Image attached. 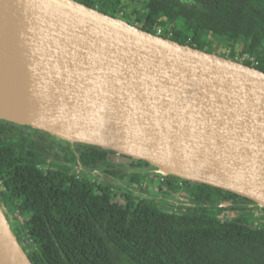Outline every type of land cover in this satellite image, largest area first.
<instances>
[{
	"label": "trees",
	"instance_id": "16d2710c",
	"mask_svg": "<svg viewBox=\"0 0 264 264\" xmlns=\"http://www.w3.org/2000/svg\"><path fill=\"white\" fill-rule=\"evenodd\" d=\"M77 1L196 49L235 60L249 53L259 64L242 62L264 71V0H142L135 19L123 12L127 0ZM76 145L82 152L45 131L0 119V203L18 212L8 220L33 264H264V220L219 213L264 208L244 199L224 204L222 194L231 192L174 175H158L160 199L144 182H124L129 170L102 164L114 151ZM142 165L149 162L137 161ZM94 171L104 174L102 182L89 176ZM184 189L193 196L176 201Z\"/></svg>",
	"mask_w": 264,
	"mask_h": 264
},
{
	"label": "water",
	"instance_id": "95a60500",
	"mask_svg": "<svg viewBox=\"0 0 264 264\" xmlns=\"http://www.w3.org/2000/svg\"><path fill=\"white\" fill-rule=\"evenodd\" d=\"M11 77L45 95L54 90L79 95L87 109H100L101 122L124 117L137 130L167 131L179 148L219 160L213 164L228 185L166 171L145 155L72 139L28 121L0 119L145 160L160 175L220 188L264 208V71L77 0H0V102H9ZM90 124L97 128L96 121ZM0 216L18 253L33 264L1 204Z\"/></svg>",
	"mask_w": 264,
	"mask_h": 264
},
{
	"label": "bare ground",
	"instance_id": "6f19581e",
	"mask_svg": "<svg viewBox=\"0 0 264 264\" xmlns=\"http://www.w3.org/2000/svg\"><path fill=\"white\" fill-rule=\"evenodd\" d=\"M10 80L12 82L5 90L9 102L5 99L0 102V116L28 121L72 139L98 142L119 151L145 155L166 171L228 185L226 177L214 165L219 160L212 162L206 156H199L200 159L196 153H190L189 148H179L175 137L167 131L158 134L154 129L137 130L128 127L124 117L101 122L100 109H87L79 95L76 98L64 97L57 90L45 95L29 88L23 79L11 77ZM93 121L102 127L98 128L97 124L95 128L90 124ZM133 134L137 135L133 137ZM226 176L229 177L228 174ZM232 187L240 188L236 185ZM3 224L0 216V264H26Z\"/></svg>",
	"mask_w": 264,
	"mask_h": 264
},
{
	"label": "rangeland",
	"instance_id": "374dc122",
	"mask_svg": "<svg viewBox=\"0 0 264 264\" xmlns=\"http://www.w3.org/2000/svg\"><path fill=\"white\" fill-rule=\"evenodd\" d=\"M123 6L125 8V10L123 12L126 15H128L129 18L135 19L136 11L139 10L140 8L144 7V2L142 0H127L126 3H123ZM154 19H155V17L152 16V15L147 16V19L145 21V24L147 26H151V24L154 21ZM211 49L212 48H207V50H211ZM217 52H219V53L222 54L223 47L219 45ZM244 54H246V53H244ZM244 54L242 56H244ZM238 61H241L242 62L243 60H241L239 58ZM104 158H105L104 160L107 162L106 164H110V165H112L114 167L120 166V167H122L123 170H126V171L131 169V167H129L131 160L128 159V158L123 157L119 153H117L116 155H108V156L106 155V157H104ZM133 160H136V159H133ZM71 168H72V171H75L77 173H80L78 168H76L74 166H72ZM151 168L152 169H155L153 166H151ZM80 169H82L83 171H85L82 166H80ZM81 173H83V172H81ZM88 175H89V173H88ZM103 175L104 174H101L100 176L103 177ZM89 176L95 177L97 175H96V173L92 172V174H90ZM123 179H124L123 180L124 182L133 180L132 173L131 172H128ZM145 180H146V182H145ZM148 180H149L148 178L146 179V177H142V178H139V180H137L135 182L134 181H131L130 183H134L135 186H136V185H140L141 184L140 181H141L142 183L144 182L145 184H148V185H150V187H152V185L148 182ZM141 186H142V184H141ZM192 188L194 189V188H198V187L193 186ZM151 192L153 193V188H152ZM155 196H157V195H155ZM191 196H193V191H190L188 189L187 190L184 189L181 192H179L177 194H174V198H177L176 201H178V202H184V201L190 200L191 199ZM160 197H158V198H160ZM158 198H156V199H158ZM162 198H160V199H162ZM118 199L119 200H122L123 198L122 197H118ZM168 199L171 200V198H168ZM170 203L176 205V203H173V202H170ZM2 206L5 208V211H4V213L6 212L5 215H8L7 218H9L12 221H14V220L17 219L18 213H16V211L13 210V208L11 207V205L9 203H6V204L4 203V204H2ZM219 213H220V215L223 218H235V217L239 216V215H237L238 212L235 213V212H231L230 210H224L222 212L220 211ZM238 214H243V216L242 215L239 216L240 218L244 217V215L249 216L250 219H251V221H253V222L257 223V224L262 223V220H264V211L263 212L262 211H254V212H248L246 214L244 212V213H238ZM13 225H14V227H16V224L14 222H13ZM16 232L18 233L17 228H16ZM20 238L22 239L23 243L26 246L27 245H30L29 240L26 237H23L22 234H20Z\"/></svg>",
	"mask_w": 264,
	"mask_h": 264
},
{
	"label": "flooded vegetation",
	"instance_id": "af4514ba",
	"mask_svg": "<svg viewBox=\"0 0 264 264\" xmlns=\"http://www.w3.org/2000/svg\"><path fill=\"white\" fill-rule=\"evenodd\" d=\"M55 138H57V139H60V140H62V141H64V142H68V141H65V140H63V139H61V138H58V137H56V136H54ZM69 144H70V146H71V148H72V150H74V151H78V152H82V148L80 147H78L76 144H79V143H71V142H68ZM59 153H60V156L61 157H63V155H64V153H62L60 150H58V148L56 149ZM106 155L108 156V155H116V153L114 152V153H106L105 154V156L104 157H106ZM87 157H89V154L87 155ZM124 157V156H123ZM125 158H128V159H130L131 161H130V165H131V163L132 164H134L135 166H131V169L129 170L131 173H132V175H133V180H135V181H137V180H139V178H142V177H146V179L148 178L149 180H148V182L152 185V187H150V185H148V184H143V187L145 186L146 188H147V190H152V188H153V195L155 196V195H157L156 197H160L161 195H160V193L156 190L157 188H158V175H160V174H158L157 172H156V170L155 169H152L151 168V165L149 164V166H146V165H142V166H137V161H139V160H133V158H131V157H125ZM105 158H103L101 161H102V164H104V165H110V164H106L107 162L104 160ZM134 161V162H133ZM61 163H64L65 164V162H63V161H61ZM66 164L68 165V166H70V167H72V166H75L74 164H72V163H69V162H67L66 161ZM65 164V165H66ZM49 165V164H48ZM110 166H112V165H110ZM140 170H141V173L140 174H138L137 176L135 175L134 176V174L133 173H135V172H140ZM100 175V174H99ZM99 175H97V176H95V177H92V179H94V180H98V181H103L104 180V175H103V177L102 176H99ZM97 177V178H96ZM150 177V178H149ZM162 180V179H161ZM157 187V188H156ZM155 188V189H154ZM229 192V191H228ZM231 194L232 195H230V194H228V193H223L222 194V196H221V200H222V203H224V204H228V205H232V203H236V204H241V202H244V200H249L250 201V203H247V204H251V205H255L256 206V204H255V202L254 201H252V200H250V199H248V198H245V197H242V196H240V195H237V194H234V193H232L231 192ZM162 197V196H161ZM244 199V200H243ZM246 202V201H245ZM6 204L7 202L6 201H4V202H1L0 204L2 205V204ZM3 207V206H2ZM3 210L5 211V208L3 207ZM6 213V212H5ZM16 213H18V212H16ZM236 213V212H235ZM237 215H239L238 213H237ZM7 217H8V215H6ZM9 219V218H8Z\"/></svg>",
	"mask_w": 264,
	"mask_h": 264
},
{
	"label": "built area",
	"instance_id": "2783aa9c",
	"mask_svg": "<svg viewBox=\"0 0 264 264\" xmlns=\"http://www.w3.org/2000/svg\"><path fill=\"white\" fill-rule=\"evenodd\" d=\"M161 29H159L158 30V34H160L161 33ZM241 60H244V59H250L254 64H259V62H258V60L255 58V56L254 55H251V54H249V53H246V54H244V56H242L241 58H240Z\"/></svg>",
	"mask_w": 264,
	"mask_h": 264
}]
</instances>
